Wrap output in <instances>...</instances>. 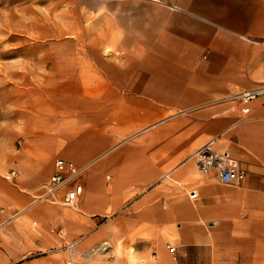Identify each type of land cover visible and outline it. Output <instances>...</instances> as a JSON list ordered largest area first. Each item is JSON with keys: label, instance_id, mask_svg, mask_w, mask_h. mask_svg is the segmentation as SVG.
<instances>
[{"label": "crops", "instance_id": "1", "mask_svg": "<svg viewBox=\"0 0 264 264\" xmlns=\"http://www.w3.org/2000/svg\"><path fill=\"white\" fill-rule=\"evenodd\" d=\"M166 6L135 38L121 30L135 48L120 60L89 51L73 81L35 89L0 184L21 207L55 158L84 166L74 205L39 202L25 217L47 244L106 243V264H264V94L229 99L264 82V0ZM212 139L239 160L240 184L199 171L193 153Z\"/></svg>", "mask_w": 264, "mask_h": 264}, {"label": "rangeland", "instance_id": "2", "mask_svg": "<svg viewBox=\"0 0 264 264\" xmlns=\"http://www.w3.org/2000/svg\"><path fill=\"white\" fill-rule=\"evenodd\" d=\"M167 1L0 0V176L6 177L4 167L20 145L35 89L50 96L53 82L73 81L78 61H87L89 51L120 60L123 51L135 48L126 35L135 38L137 20L146 24L154 15L166 14ZM121 30L127 33L124 38ZM256 43L264 49V41ZM44 183L31 203L21 207L9 203L7 187L0 184V264H69L71 256L81 264H106V249L96 250L103 242L80 251L77 243L71 252L65 245L73 240L47 244L48 229L25 217L33 205L49 202L36 200Z\"/></svg>", "mask_w": 264, "mask_h": 264}, {"label": "built area", "instance_id": "3", "mask_svg": "<svg viewBox=\"0 0 264 264\" xmlns=\"http://www.w3.org/2000/svg\"><path fill=\"white\" fill-rule=\"evenodd\" d=\"M264 94V82L251 89H242L233 92L229 99H238L247 102L258 95ZM214 139L200 146L193 153L199 171L202 174L215 173L222 184L238 185L244 178V170L240 162L228 150H216L213 148ZM86 168L77 165L73 161L57 157L54 160V171L44 183L43 191L36 197L39 201H49L64 205H74L83 193V184L80 181ZM40 196V197H39ZM35 200V201H36ZM78 239L69 241L65 246L73 252L76 249ZM96 250H105L106 243ZM167 248L174 254L175 247L167 243ZM69 264H81L71 256ZM115 264V263H111Z\"/></svg>", "mask_w": 264, "mask_h": 264}, {"label": "bare ground", "instance_id": "4", "mask_svg": "<svg viewBox=\"0 0 264 264\" xmlns=\"http://www.w3.org/2000/svg\"><path fill=\"white\" fill-rule=\"evenodd\" d=\"M40 197V196H39Z\"/></svg>", "mask_w": 264, "mask_h": 264}]
</instances>
